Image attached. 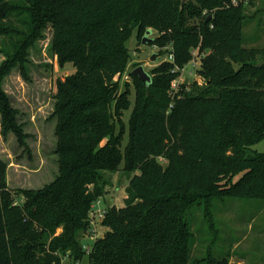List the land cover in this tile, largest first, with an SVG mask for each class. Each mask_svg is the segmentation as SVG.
<instances>
[{"label": "trees", "instance_id": "obj_1", "mask_svg": "<svg viewBox=\"0 0 264 264\" xmlns=\"http://www.w3.org/2000/svg\"><path fill=\"white\" fill-rule=\"evenodd\" d=\"M246 1L0 0V110L5 132L26 150L4 77L18 67L29 80V50L49 26L58 63L75 67L54 95L55 179L20 190L24 201L14 205L0 159V264H80L86 253L89 264H229L230 254L205 248L209 233L194 231L190 214L201 210L211 232L219 203L264 201V152L252 147L264 140V49L243 46ZM150 28L159 36L149 44L173 51L175 62L156 67L150 83L133 74L123 150L124 130H116L132 104L119 91L131 57L127 41ZM197 47L206 84L185 82L170 108L173 69L186 66ZM123 163L133 173L125 206L106 209L109 229L88 241V251L84 237L93 204L106 195L104 174ZM198 244L204 251L197 258Z\"/></svg>", "mask_w": 264, "mask_h": 264}, {"label": "rangeland", "instance_id": "obj_2", "mask_svg": "<svg viewBox=\"0 0 264 264\" xmlns=\"http://www.w3.org/2000/svg\"><path fill=\"white\" fill-rule=\"evenodd\" d=\"M249 1V2H248ZM245 8V26L243 46L245 48L264 49V0H247ZM207 11L204 12L206 15ZM197 22L191 20L190 23ZM149 38H157L158 31L153 28ZM144 37V36H143ZM143 37L135 30L127 41L130 50L129 65L120 80V93L128 92L131 107L124 111L117 123L116 132L124 130L122 149L129 142V122L134 107L137 93V84L132 71L143 65L145 70L153 73L167 58V53H159V48L151 44H143ZM53 30L49 26L43 33V37L29 50V80H26L20 69L14 68L10 74L4 77L3 90L9 97L11 106L17 111L16 121L23 126L27 134L26 143L28 150L18 140L13 131L5 132L3 117L0 110V159L7 164V179L14 198V205L19 200L20 190L39 189L52 182L58 174V156L56 154L57 117L54 116L55 99L58 80H64L75 72V67L68 63L60 66L52 50ZM197 55L199 68L201 66L202 53L199 47L192 49ZM159 53L156 61L151 57ZM5 60V55L0 53V66ZM234 67L238 69L239 63ZM192 69L191 66L188 67ZM195 71V70H194ZM186 76L189 82L206 84V77L196 73ZM259 152H264V140L252 146ZM164 165L166 161L159 159ZM124 163L117 172H106L104 179L106 195L99 200L102 209L108 207H124L127 197V189L133 173L124 171ZM216 229L209 231L206 220L201 210L193 209L190 219L194 231L203 229L209 233V244L205 248L213 250L216 257L230 254L229 264H264V201L256 199H227L215 207ZM197 209V208H196ZM97 238L109 229L97 220ZM84 237V242L92 243V239ZM205 239L208 236H204ZM208 246V248H207ZM203 246L196 247L194 256L203 255ZM64 264H70L69 259H64ZM80 264H89V255L86 253Z\"/></svg>", "mask_w": 264, "mask_h": 264}, {"label": "built area", "instance_id": "obj_3", "mask_svg": "<svg viewBox=\"0 0 264 264\" xmlns=\"http://www.w3.org/2000/svg\"><path fill=\"white\" fill-rule=\"evenodd\" d=\"M233 3L238 4V0H233ZM165 53H167V55H168L165 61L174 63L175 57H174L173 51H171V50L169 52L165 51ZM193 54H194L193 59L186 66H184L182 68L176 66L175 69H173V72L179 71V75L177 77H175L171 82L170 96L172 98V102L170 103V108L173 107L175 98L177 96H180L179 92H180L182 84H184L185 82H189V78L186 76V73L188 72L190 75H193L196 73V70L198 71V69H199L200 63L197 59V55L195 54V52ZM189 66L192 67L191 70L188 69ZM23 201H24V197H22L21 199L16 201L15 204L16 205L20 204ZM98 202L93 204L92 210L90 212V220H89L90 221V234L87 237H89V239H92V240H95L97 238V228L95 227L97 220L102 222L104 220L105 214H106V210L102 209L99 206ZM84 248L89 251L90 245L86 243L84 245Z\"/></svg>", "mask_w": 264, "mask_h": 264}, {"label": "water", "instance_id": "obj_4", "mask_svg": "<svg viewBox=\"0 0 264 264\" xmlns=\"http://www.w3.org/2000/svg\"><path fill=\"white\" fill-rule=\"evenodd\" d=\"M186 2H187V0H182L181 7H183L184 4H185ZM211 17H212V16L210 15V16L207 18L206 21L208 22V21L210 20ZM151 33H152V29H149V30L146 32V34H145V36L143 37V40H142V43H143V44H148V43L152 42L153 38H149V35H150ZM164 53H165V52H164ZM158 56H159L158 53H154V54L152 55V57H151V60H152V61H156L157 58H158ZM132 73H133L134 75L138 76L140 80L145 81V82H147V83H150L151 80H152V76L150 75L149 72H147V71L145 70V68H144L143 65H140V66L136 67V68L132 71Z\"/></svg>", "mask_w": 264, "mask_h": 264}]
</instances>
